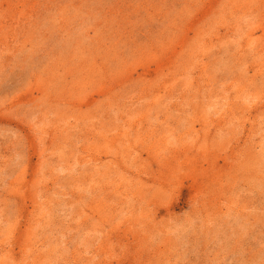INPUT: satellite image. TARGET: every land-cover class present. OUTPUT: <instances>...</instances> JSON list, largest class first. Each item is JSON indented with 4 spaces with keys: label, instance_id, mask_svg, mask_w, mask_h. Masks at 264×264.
<instances>
[{
    "label": "rangeland",
    "instance_id": "1",
    "mask_svg": "<svg viewBox=\"0 0 264 264\" xmlns=\"http://www.w3.org/2000/svg\"><path fill=\"white\" fill-rule=\"evenodd\" d=\"M0 262L264 264V0H0Z\"/></svg>",
    "mask_w": 264,
    "mask_h": 264
},
{
    "label": "bare ground",
    "instance_id": "2",
    "mask_svg": "<svg viewBox=\"0 0 264 264\" xmlns=\"http://www.w3.org/2000/svg\"><path fill=\"white\" fill-rule=\"evenodd\" d=\"M179 1V0H178ZM162 2V1H161ZM149 3V2H148ZM75 5V4H74ZM194 5V4H193ZM103 6V5H102ZM170 6V5H169ZM73 8V7H72ZM105 8V7H104ZM27 9V8H26ZM104 11V10H103ZM110 11V10H109ZM179 11V10H178ZM180 12V11H179ZM182 13V12H181ZM144 14V13H143ZM110 15V14H109ZM111 17V16H110ZM78 41V40H77ZM155 41V40H154ZM80 51V50H79ZM85 51V50H84ZM91 53V52H90ZM89 53V54H90ZM99 53V52H98ZM76 55V54H75ZM78 55V54H77ZM92 56V55H91ZM94 56V55H93ZM229 56V55H228ZM64 58V57H63ZM101 58V57H100ZM243 58V57H242ZM72 59V58H71ZM182 59V58H181ZM253 59V58H252ZM243 61V60H242ZM54 62V61H53ZM262 64V63H261ZM123 65V64H122ZM67 71V70H66ZM117 78V77H116ZM49 84V83H48ZM134 84V83H133ZM45 86H46V83H45ZM16 87V86H15ZM14 87V88H15ZM48 87V86H47ZM61 87V86H60ZM133 89H134V87H133ZM186 90V89H185ZM53 92V91H52ZM69 94V93H68ZM124 94V93H123ZM60 96V95H59ZM192 98V97H191ZM65 102V101H64ZM28 103H29V101H28ZM195 105V104H194ZM47 106V105H46ZM38 108V107H37ZM69 108V107H68ZM148 109V108H147ZM176 110V109H175ZM56 112V111H55ZM177 117V116H176ZM104 120V119H103ZM106 120V119H105ZM172 120V119H171ZM116 121V120H115ZM102 125V124H101ZM187 125V124H186ZM74 127V126H73ZM69 135V134H68ZM74 136V135H73ZM116 136V135H115ZM110 138V137H109ZM137 138V137H136ZM41 141V140H40ZM140 142V141H139ZM57 143V142H56ZM224 143V142H223ZM262 143V142H261ZM150 144V143H149ZM210 144V143H209ZM136 146V145H135ZM130 147H131V145H130ZM161 147V146H160ZM62 150V149H61ZM150 150H152V149H150ZM179 151V150H178ZM48 153V152H47ZM43 154V153H42ZM55 156V155H54ZM186 160V159H185ZM208 160V159H207ZM91 161V160H90ZM148 161V160H147ZM211 170V169H210ZM64 171V170H63ZM75 171V170H74ZM212 172V171H211ZM213 173V172H212ZM51 175V174H50ZM215 177V176H214ZM41 179V178H40ZM184 180V179H183ZM83 186V185H82ZM225 186V185H224ZM165 188V187H164ZM57 198V197H56ZM41 205V204H40ZM43 210V209H42ZM62 210H64V209H62ZM171 223V222H170ZM113 225H115V224H113ZM98 226V225H97ZM5 232V231H4ZM50 233V232H49ZM103 237V236H102ZM3 240H4V238H3ZM2 240V241H3ZM1 241V242H2ZM41 243V242H40ZM149 243V242H148ZM2 244H4V243H2ZM12 245V244H11ZM7 246H8V244H7ZM36 248V247H35ZM100 248V247H99ZM34 249V248H33ZM44 249V248H43ZM8 250V249H7ZM126 250V249H125ZM13 252V251H12ZM2 253V252H1ZM35 254H37V253H35ZM34 254V255H35ZM65 254V253H64ZM33 255V254H32ZM65 256V255H64ZM8 258V257H7ZM38 260V259H37ZM25 261V260H24ZM30 263V262H29ZM0 264H4L3 262H0Z\"/></svg>",
    "mask_w": 264,
    "mask_h": 264
}]
</instances>
